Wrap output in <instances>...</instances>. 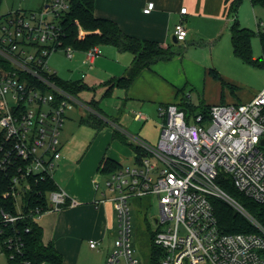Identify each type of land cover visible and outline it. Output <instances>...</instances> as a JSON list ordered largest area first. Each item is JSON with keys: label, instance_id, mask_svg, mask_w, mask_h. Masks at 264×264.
Returning <instances> with one entry per match:
<instances>
[{"label": "built area", "instance_id": "2783aa9c", "mask_svg": "<svg viewBox=\"0 0 264 264\" xmlns=\"http://www.w3.org/2000/svg\"><path fill=\"white\" fill-rule=\"evenodd\" d=\"M257 3L264 5V0ZM69 9L70 0H48L39 11L0 16V183H7L2 198L12 199L16 211L11 214L0 206V254L9 259L23 247L19 238L7 235L9 225L28 217L36 222L44 213L76 205L58 188L39 193L45 207L29 208L26 201L32 184L53 180L61 158L60 132L66 113L77 103L56 85V73L48 67L55 52L67 59L74 56V49L62 41L61 18ZM152 9L149 3L143 12ZM186 14V8L180 9L181 18ZM255 26L264 48V21L256 20ZM78 33L85 35L80 27ZM173 36L178 43L185 41L182 19ZM82 53L81 63L88 70L101 56L99 46ZM158 114L157 144L130 137L139 152L134 165L103 175L104 191L96 203L112 202L117 223L116 250L105 264H119L121 259L138 264L130 244L128 202L149 195L156 197L159 208L153 237L162 252L158 264H264V227L216 184L217 178L227 176L239 193L264 204V89L243 104L213 105L207 115L175 103L159 107ZM134 119L145 120L138 114ZM94 186L98 193L100 185L95 181ZM212 199L228 204L256 232L223 233ZM88 245L100 249L96 240Z\"/></svg>", "mask_w": 264, "mask_h": 264}, {"label": "rangeland", "instance_id": "374dc122", "mask_svg": "<svg viewBox=\"0 0 264 264\" xmlns=\"http://www.w3.org/2000/svg\"><path fill=\"white\" fill-rule=\"evenodd\" d=\"M48 0H3L0 5V16L15 10L39 11ZM101 1V0H100ZM117 0L116 2H118ZM232 1V0H231ZM227 15V14H226ZM235 18L240 28L250 30L253 36L250 41L251 55L255 60H264V48L259 35L256 32V20L264 21V5L252 4L250 0H243L237 9ZM231 17L223 21L212 23L206 18L189 20L187 28L192 33H197V46L190 48L171 43L175 57L167 69L175 80L177 88H183V97L194 106L204 104L213 106L218 104H243L250 101L257 93L264 89V65L252 66L233 54L230 42ZM190 37V36H189ZM188 40V39H187ZM103 57L99 64H95L92 71L87 74L85 84L87 88L76 95V101L85 104L95 98L99 101V108L109 119L110 123L122 135L119 126L128 135L125 138L135 137L143 140L150 146L157 144L161 118L158 116V105L151 101L131 100L123 105L118 99L119 90L109 95L100 94L96 89L100 82L107 80L112 75L111 71L118 65L115 59L102 47ZM76 58L82 53L75 52ZM176 60L177 62H174ZM175 63V64H173ZM79 60L67 59L62 52L53 53L48 59V67L56 73V76L68 82L79 79ZM82 64V63H81ZM117 65V66H116ZM205 68L213 69L220 75V80H214L205 72ZM206 73V74H205ZM115 74V73H113ZM117 76V74L115 75ZM121 76V75H120ZM182 89V90H183ZM165 95V92H163ZM75 105V104H74ZM76 106V105H75ZM133 113L144 116L145 120H135ZM88 115V114H87ZM82 117L77 106L66 113V121L59 136L62 155L65 160L59 163V167L53 173V180L60 190L66 189L70 174L74 166L81 160L88 162L87 155L95 143L101 144V137L110 127H105L99 132L81 122ZM116 122L117 125L114 123ZM112 133V132H110ZM103 144V147L111 151H119V164L121 166H133L135 153L128 145L117 139H111ZM67 159V160H66ZM94 180L100 185L98 194L104 191L105 177L96 173ZM111 198V195H107ZM113 205L112 202H109ZM131 218L130 244L133 257L138 264H149L150 232L157 229L153 220L159 215V208L155 196L149 195L140 198H132L128 202ZM116 228V227H115ZM117 229V228H116ZM104 251L90 250L83 246L78 255V264H105L107 255L116 250L115 239L110 237L105 241ZM107 249V250H106ZM0 264H9L5 255L0 254ZM119 264H124L121 259Z\"/></svg>", "mask_w": 264, "mask_h": 264}, {"label": "crops", "instance_id": "0c3cea01", "mask_svg": "<svg viewBox=\"0 0 264 264\" xmlns=\"http://www.w3.org/2000/svg\"><path fill=\"white\" fill-rule=\"evenodd\" d=\"M116 1L117 0H96L94 4L95 16L115 22L119 28L130 37L155 42L163 48L172 47L171 43H173L174 37L173 30L181 19L187 30V36L185 41L178 43V45H182L186 48L190 45V48H192L195 45L197 46L200 40L198 39L197 33L190 32L189 34L187 28L189 20L206 18L212 23H217L228 17V15H226L228 14V5L225 3V0ZM149 3L153 4V9L148 14H145L143 11ZM182 8H186L187 14L181 18L180 9ZM102 47L107 50L112 59H115L118 66L116 65L117 67L111 71L112 75H110V78L100 82L99 88L96 89L100 94L106 91V88L103 87L102 84L108 80L122 77L133 60V56L130 53L120 52L112 46ZM102 47H100L101 56L94 60L90 70L86 69L81 64L83 53L82 55L79 54L78 58H76L74 54L72 58V60H79L78 80H81L84 84L87 74L93 70L96 63L99 64L101 62L103 57ZM173 59L170 62H172ZM170 62H159L152 65L149 69L143 70L133 80L128 90L124 91L116 88L113 91L119 90L118 93L120 92V95L118 99L123 102V105L131 100L151 101L157 104L159 109L161 106L182 101V98H184V89L177 88L175 80L172 75L169 74L167 69L169 68L168 64ZM174 62L177 61L174 60ZM208 71L209 68H205L207 75ZM116 74L117 76H115ZM82 75L84 76L83 78H81ZM163 92H165V95ZM92 101L99 104V101L95 100V98H93ZM75 105L82 118L86 117L87 114L94 113L88 104L80 100H77ZM76 106H74V108ZM134 115L135 113H133V116ZM109 121L110 120L107 119L108 127H110L112 131L108 130L107 133H104V136L100 138V145L95 146L94 143L92 148L89 149L85 156L88 158L87 163H85L84 159L74 166L70 174L68 186L64 189L69 198L74 201L76 205L64 208L59 212L44 213L36 220V223L42 229L43 242L45 244L52 243L56 251L62 256L65 264H78V255L83 246H88L89 248L88 242L90 240L100 242V250L104 251V247H106L105 241L110 237L115 239L117 223L114 207L109 202L96 203L100 197L94 186V176L97 173L102 158L109 159L115 163H119V160H121V158H119L121 157L119 156V151L114 150L109 152L108 149L103 147V144L108 141L110 136L112 137L111 139H113V131L116 130ZM114 124L117 125L116 122ZM119 129L123 134L128 135L122 127L119 126ZM118 133L122 135L120 132ZM125 135L122 136L125 138ZM127 141L130 142L129 139L127 140L125 138L121 142L128 144ZM128 145L133 150L132 144L129 143ZM62 148L63 146L60 145L61 158L58 161L57 167H59V163L62 160H65L62 155ZM90 250L94 251V249Z\"/></svg>", "mask_w": 264, "mask_h": 264}, {"label": "trees", "instance_id": "16d2710c", "mask_svg": "<svg viewBox=\"0 0 264 264\" xmlns=\"http://www.w3.org/2000/svg\"><path fill=\"white\" fill-rule=\"evenodd\" d=\"M3 0H0V5ZM96 0H70V9L61 18L63 30L62 41L65 46H70L75 52H84L93 46H112L120 52L130 53L133 56L132 63L125 70L122 77L111 79L102 84L106 88L104 95H109L114 89L128 90L133 80L143 71L159 62H170L175 53L171 47L163 48L159 44L151 41L139 40L126 35L119 26L105 18H100L94 14V4ZM243 0H225L228 5V17H231L230 42L233 54L252 66H262L261 60H255L251 55L250 41L253 33L250 30L240 28L235 18L238 7ZM256 4L258 0H250ZM78 27L84 32V36L78 33ZM261 42L262 38L260 37ZM208 75L214 80H220V75L213 69H209ZM56 85L66 93L76 97L79 92L84 91L87 86L81 81L68 82L59 79L56 75L52 76ZM90 109L94 112L81 119V122L93 128L96 132L108 126L107 117L99 108L98 103L91 101ZM172 104V103H170ZM188 110L190 113H203L207 115L209 108L204 104L199 106L192 105L188 100L175 103ZM168 105V104H167ZM113 139L124 140L116 130L113 131ZM134 153H139L132 146ZM119 163L102 158L99 163L97 173L101 175L118 170ZM216 184L231 198L240 203L246 212L253 217L262 227H264V204H258L243 194L239 193L234 187L229 177L220 176ZM7 189V183H0V206L11 214H16L12 199L2 198V193ZM57 189L53 180L44 179L32 184L31 191L27 196L29 208L45 207V200L39 193L53 191ZM43 196V195H42ZM214 215L217 219L219 229L226 234L255 233L256 229L232 207L219 199H212ZM28 229V232L25 230ZM12 234L23 244L21 253L9 259V264H65L62 256L56 251L52 243L45 244L42 240V229L32 221L31 217L9 225L7 235ZM154 232H150V254L149 264H158L162 257V252L153 243Z\"/></svg>", "mask_w": 264, "mask_h": 264}, {"label": "water", "instance_id": "95a60500", "mask_svg": "<svg viewBox=\"0 0 264 264\" xmlns=\"http://www.w3.org/2000/svg\"><path fill=\"white\" fill-rule=\"evenodd\" d=\"M173 43L174 44H178V42L176 41L175 37H173Z\"/></svg>", "mask_w": 264, "mask_h": 264}, {"label": "flooded vegetation", "instance_id": "af4514ba", "mask_svg": "<svg viewBox=\"0 0 264 264\" xmlns=\"http://www.w3.org/2000/svg\"><path fill=\"white\" fill-rule=\"evenodd\" d=\"M156 221H157V218H155V219L153 220L154 224L156 223Z\"/></svg>", "mask_w": 264, "mask_h": 264}]
</instances>
